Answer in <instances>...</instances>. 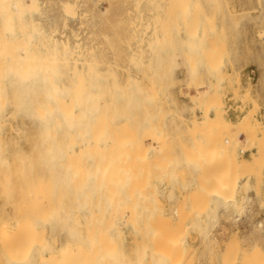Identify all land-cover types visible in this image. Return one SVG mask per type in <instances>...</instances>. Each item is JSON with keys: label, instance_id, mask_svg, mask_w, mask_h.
<instances>
[{"label": "rangeland", "instance_id": "obj_1", "mask_svg": "<svg viewBox=\"0 0 264 264\" xmlns=\"http://www.w3.org/2000/svg\"><path fill=\"white\" fill-rule=\"evenodd\" d=\"M38 1L40 9L30 16L55 40L79 47L102 80L119 87L131 84L127 98L133 95L129 104L136 108L130 107V116L147 124L138 131L146 139L138 145L145 156L137 178L146 183L140 234L149 225L158 228L155 233L166 230L159 233L162 238L176 243L180 238L184 251L192 252L189 264H264V0ZM6 3L0 1V8ZM65 3L72 5L68 13L73 16L63 12ZM187 4L195 9L186 17L181 9ZM248 31L250 38H242ZM13 42L12 51L5 47L8 52L22 49V42ZM8 97L0 103L7 112L0 115L5 119L0 121V157L16 156L18 166L6 178L0 159L2 215L38 170L31 146L36 123L29 108L34 102ZM9 101L17 108L21 104L23 113ZM120 228V245L127 250L131 232L125 224ZM37 229H43L46 244L40 248L34 236L25 241L21 257L28 264H39L37 247L59 246L67 232L56 214L34 223ZM141 243L145 251V237ZM155 263L153 257L143 260Z\"/></svg>", "mask_w": 264, "mask_h": 264}, {"label": "bare ground", "instance_id": "obj_2", "mask_svg": "<svg viewBox=\"0 0 264 264\" xmlns=\"http://www.w3.org/2000/svg\"><path fill=\"white\" fill-rule=\"evenodd\" d=\"M39 9L38 0H9V5L0 8V103L8 96L22 97L25 103L26 99L34 102L33 108L32 104L29 108L33 110L31 114L36 123L35 141L31 146L35 149L38 165L34 180L25 184L19 198L9 202L8 213L0 214V264H25L27 258L21 257L22 248L28 247L25 241L34 236L40 248L45 243L44 228L34 231V223L46 221L54 214L65 220L66 236L62 235L64 240H60L59 246L51 247L47 243L48 249L37 247L38 250L34 244L35 247L31 246L38 252L39 264H143L148 257H153L155 264H189L187 261L193 258L192 252L190 249L184 251L186 246L179 244L180 238H177L179 243L176 239L171 241L170 231L167 236L171 242L160 237L163 229L155 233L158 228L147 225L142 228V234L137 229L142 188L146 184L137 178L140 173L137 165L145 156L138 153V145L146 141L138 131L145 129L147 124L137 118L134 119L139 121L135 122L130 116V109L136 108L129 104L133 95L127 98L126 88L131 84L128 87L123 83L124 86L119 87L97 76L96 67L91 63L89 66L90 61L86 63L87 58L79 47L55 40L40 22L31 18L30 15ZM62 9L67 14L73 11L69 3ZM191 9L195 8L187 4L181 9L184 13H180L186 16ZM18 31L21 32L19 40L16 38ZM13 41H18L19 45L22 42V49L21 45L17 48L19 51L14 48L15 53L10 47L14 46ZM5 47L7 50L10 47L11 53ZM109 75L114 76L113 73ZM126 78L124 82L129 80ZM7 86L13 88L10 90ZM135 86L140 90L138 84ZM21 107L20 104L17 111ZM2 110L0 115L6 112L5 106ZM25 112L29 114V110ZM145 116L148 119L147 113ZM3 119L0 121L4 122ZM1 149L0 139V156ZM0 159L4 177L14 176L18 166L16 156ZM19 159L21 161L20 156ZM47 224L50 226L49 222ZM121 224L128 226L131 232L127 250L120 245ZM143 237L147 243L145 251L141 243Z\"/></svg>", "mask_w": 264, "mask_h": 264}, {"label": "crops", "instance_id": "obj_3", "mask_svg": "<svg viewBox=\"0 0 264 264\" xmlns=\"http://www.w3.org/2000/svg\"><path fill=\"white\" fill-rule=\"evenodd\" d=\"M241 37H242V38H247V39H249V38H250V32L248 31V32H246V33H243V34L241 35Z\"/></svg>", "mask_w": 264, "mask_h": 264}]
</instances>
